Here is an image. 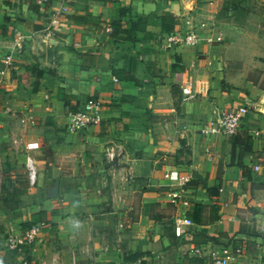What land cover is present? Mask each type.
Listing matches in <instances>:
<instances>
[{
	"label": "crops",
	"instance_id": "obj_1",
	"mask_svg": "<svg viewBox=\"0 0 264 264\" xmlns=\"http://www.w3.org/2000/svg\"><path fill=\"white\" fill-rule=\"evenodd\" d=\"M61 3L39 13L0 0V222L14 233L44 224L26 254L0 240V262L212 264L211 252L240 247L231 264H264L262 0H69L60 15ZM112 23L135 40L112 37ZM188 28L199 43L168 46ZM89 96L102 101L100 124L69 131ZM239 106L236 134L201 132ZM165 173L190 182L181 191ZM15 188L26 191L17 201Z\"/></svg>",
	"mask_w": 264,
	"mask_h": 264
},
{
	"label": "built area",
	"instance_id": "obj_2",
	"mask_svg": "<svg viewBox=\"0 0 264 264\" xmlns=\"http://www.w3.org/2000/svg\"><path fill=\"white\" fill-rule=\"evenodd\" d=\"M34 1L41 7H44L48 10L50 4L54 0H30ZM69 0H61V5L58 8L57 13L60 15L66 13L68 10L67 2ZM55 20L52 19L51 23L45 27L44 35L46 37H51L54 35V25ZM168 46L177 44L179 42H184L187 44L195 45L200 42L199 36L195 33L194 29L188 28L184 32L176 31L167 38ZM24 47V38L18 37L14 43V50L20 54ZM1 61L3 65L8 69L13 67V57L12 54L7 52L2 55ZM2 72V71H1ZM0 72V73H1ZM183 92L190 94V88L188 86L183 88ZM102 101L96 96L87 97L78 108L71 113L70 121L66 124V127L71 132H81L85 131L91 126L100 124L103 118L102 111ZM248 112L246 106H239L235 110L230 112H225L219 115L216 119L211 120L206 123L201 129V132L204 135H224V136H233L236 134L243 124V118ZM28 119L33 123L34 118L32 115L28 116ZM106 156L110 161H113L117 157V152L113 147H110L106 150ZM26 166L28 169V175L31 182L35 181L36 178V169L33 160L30 156L26 157ZM165 177L172 179L175 183L183 187L185 183L188 182L189 178L186 175L177 174V173H165ZM183 188L181 189V191ZM190 223V220L187 218H178L174 222L173 230L175 235L181 236L184 229L183 226ZM44 224H34L30 226L23 232L14 233L11 227H5L0 222V240L3 242V245L8 250H21V248L31 247L38 236L41 233L42 226ZM241 252V248H229L223 251H213L210 253L209 257L212 264H231L235 260V255ZM193 255H201V250L199 247H193L191 249ZM254 264H262L261 261H257Z\"/></svg>",
	"mask_w": 264,
	"mask_h": 264
},
{
	"label": "trees",
	"instance_id": "obj_3",
	"mask_svg": "<svg viewBox=\"0 0 264 264\" xmlns=\"http://www.w3.org/2000/svg\"><path fill=\"white\" fill-rule=\"evenodd\" d=\"M34 2V1H33ZM36 5V4H35ZM33 8L36 10V11H39V13H40V10H39V5L37 4L36 6H33ZM112 25V37H116L117 38V36H115V32H117V33H122V34H120L119 36H118V40H120V41H125V40H135V38L133 37V36H131L130 35V33H132V30L129 28V27H126V28H123V26H122V24H120V23H112L111 24ZM190 182V180H188V182L187 183H185L184 185H183V187L185 188L186 186H187V184ZM14 193L12 194V196H11V198L14 200V201H17V198H18V196L20 195V194H23V193H26V191H23V190H21V189H17V188H15V190L13 191ZM37 213H44V211H40V210H38V212ZM32 226V225H31ZM29 228V227H28ZM28 252V250H27V248H21V250H14L12 253L13 254H20V253H27ZM143 264V263H142Z\"/></svg>",
	"mask_w": 264,
	"mask_h": 264
},
{
	"label": "rangeland",
	"instance_id": "obj_4",
	"mask_svg": "<svg viewBox=\"0 0 264 264\" xmlns=\"http://www.w3.org/2000/svg\"><path fill=\"white\" fill-rule=\"evenodd\" d=\"M262 7H264V0H262ZM257 21V28L264 33V13L262 14V17Z\"/></svg>",
	"mask_w": 264,
	"mask_h": 264
},
{
	"label": "water",
	"instance_id": "obj_5",
	"mask_svg": "<svg viewBox=\"0 0 264 264\" xmlns=\"http://www.w3.org/2000/svg\"><path fill=\"white\" fill-rule=\"evenodd\" d=\"M0 264H6V263H4V262H0Z\"/></svg>",
	"mask_w": 264,
	"mask_h": 264
}]
</instances>
